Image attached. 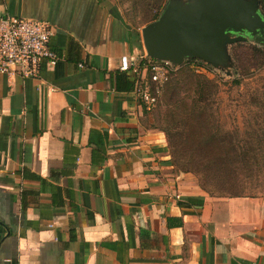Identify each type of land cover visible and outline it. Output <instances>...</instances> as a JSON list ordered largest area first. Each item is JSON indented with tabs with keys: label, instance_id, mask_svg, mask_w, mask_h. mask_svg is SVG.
Returning a JSON list of instances; mask_svg holds the SVG:
<instances>
[{
	"label": "crops",
	"instance_id": "0c3cea01",
	"mask_svg": "<svg viewBox=\"0 0 264 264\" xmlns=\"http://www.w3.org/2000/svg\"><path fill=\"white\" fill-rule=\"evenodd\" d=\"M0 16L47 23L62 57L0 75V264H264V197L209 196L117 89L143 45L109 0H0Z\"/></svg>",
	"mask_w": 264,
	"mask_h": 264
},
{
	"label": "rangeland",
	"instance_id": "374dc122",
	"mask_svg": "<svg viewBox=\"0 0 264 264\" xmlns=\"http://www.w3.org/2000/svg\"><path fill=\"white\" fill-rule=\"evenodd\" d=\"M168 1L164 0L166 4ZM180 1L185 3L188 0ZM109 2L117 9L124 23L138 29L140 35L141 29L155 14L150 8L149 0H109ZM258 11L264 18L260 5ZM244 36L247 42L242 46L226 48L228 55L226 65L218 69L211 67L207 74H200L192 69L195 73L213 80L218 85L215 89L217 94L212 96L211 103L206 107L207 113L211 115L205 119L206 122L210 120L209 125L207 123L203 127L197 126L192 129L189 125H184L183 136L176 138V141L179 149L187 155L216 154L214 151L222 153L224 163L220 165L221 170L212 168L213 172L206 171L208 173H204L206 180L211 178L219 182L225 192H228V188L235 187L240 191V196L264 197V57L260 52L264 53V40L259 36ZM142 50L144 51L143 46ZM195 75L187 69L177 70L169 82L181 84L182 96H193L192 78ZM234 79H240V84H233ZM164 95L158 107L148 113L150 115L148 123L151 128H162L165 125L161 117L164 110ZM208 131L217 133L225 143L230 140L235 141L233 152L239 157L230 159L228 157L230 148L226 145L219 148L196 145L197 139L206 136ZM244 152L250 155L244 157L242 156ZM175 170L183 173L177 168ZM183 174H187L194 184L203 190L198 182V175L193 172ZM225 192L222 195L228 197Z\"/></svg>",
	"mask_w": 264,
	"mask_h": 264
},
{
	"label": "water",
	"instance_id": "95a60500",
	"mask_svg": "<svg viewBox=\"0 0 264 264\" xmlns=\"http://www.w3.org/2000/svg\"><path fill=\"white\" fill-rule=\"evenodd\" d=\"M258 0H169L159 17L141 29L146 54L181 67L188 58L214 69L228 63L226 48L264 40V18ZM261 7V5H260Z\"/></svg>",
	"mask_w": 264,
	"mask_h": 264
},
{
	"label": "trees",
	"instance_id": "16d2710c",
	"mask_svg": "<svg viewBox=\"0 0 264 264\" xmlns=\"http://www.w3.org/2000/svg\"><path fill=\"white\" fill-rule=\"evenodd\" d=\"M258 1L260 2L262 12L264 13V0ZM148 3H150V8L155 12V14L146 22V24L155 21L166 6L164 0H149ZM136 36L139 39V32L136 33ZM242 44L243 43H237L232 46H242ZM260 52L261 56L264 57V53L262 51ZM193 64L202 65L205 66L207 69H211L210 65L198 59L188 58L185 60L184 65L180 67L178 71H180L181 69H187L192 73L196 74L194 78H192V82L194 85V88L192 90L193 96H182L181 84L178 82L173 84L168 82L167 85L164 87V89H166V87L168 86L166 92L165 90H163L162 96L160 98L161 101L163 95L165 94V101L163 102L164 110L161 115L165 125L162 128H153L164 133L167 140V151L171 157V163L174 168L179 169L180 172L183 173L193 172L198 175V182L201 188L205 190L209 194V196L225 197L222 195L225 192L224 187L219 185V182L214 181L211 178H207L206 180V176H204V173L208 174L206 173V171H209V173L213 172L212 168H214V170H221L220 165L224 163L222 153L214 151L216 154L187 155L179 149L178 143L176 141V138L183 136L184 125H189V128L191 129L197 126L203 127V125H207V123L209 125L210 120L206 122L205 119L211 115L207 113L208 109L206 107L209 103H211L212 96L215 93L217 94L215 89H217L218 85L205 75H199L195 73L191 68V65ZM172 77L170 80H172ZM118 80L119 82L123 81L126 85L124 88L117 87L118 90L131 91L133 89V83L128 79V77L124 73L119 72ZM232 83L238 85L240 84V79H234ZM158 105L156 106V108L158 107ZM196 145L218 148L223 145H226L230 148L228 150V157L230 159L233 160L239 157L237 153L233 152V148L236 146L235 141L230 140L229 142L225 143L224 139L221 136L211 131H208V134H206V136L197 139ZM247 155L250 154L244 152L242 156L246 157ZM227 190L228 192L225 193L229 195L228 197H241L239 194L240 191H237L235 187L231 189L228 188ZM179 205L182 206V203H179Z\"/></svg>",
	"mask_w": 264,
	"mask_h": 264
},
{
	"label": "built area",
	"instance_id": "2783aa9c",
	"mask_svg": "<svg viewBox=\"0 0 264 264\" xmlns=\"http://www.w3.org/2000/svg\"><path fill=\"white\" fill-rule=\"evenodd\" d=\"M52 35L53 28L45 22L0 16V75L36 78L40 63L55 66L62 57L48 46ZM179 68L142 51L121 57L118 71L132 78V92L149 113L159 104L164 87ZM191 68L200 74L208 72L202 65L193 64Z\"/></svg>",
	"mask_w": 264,
	"mask_h": 264
}]
</instances>
